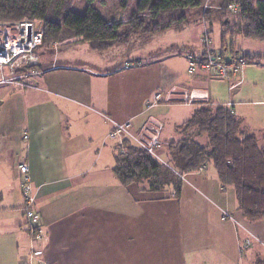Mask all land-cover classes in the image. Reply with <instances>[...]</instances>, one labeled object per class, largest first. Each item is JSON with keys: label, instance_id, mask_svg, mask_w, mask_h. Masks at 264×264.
Returning <instances> with one entry per match:
<instances>
[{"label": "crops", "instance_id": "1", "mask_svg": "<svg viewBox=\"0 0 264 264\" xmlns=\"http://www.w3.org/2000/svg\"><path fill=\"white\" fill-rule=\"evenodd\" d=\"M222 37L226 61L246 55L235 36L225 51ZM39 49L38 72L27 78L33 87L0 84V264H244L247 256L253 264L264 256V219L243 217L212 164L185 173L178 196L172 188L124 185L108 136L109 119L130 122L134 135L147 134L152 120L162 141L178 138L176 127L194 106L210 102L228 107L264 151V49L228 80L210 70L189 73L185 56L179 77L155 60L111 65L90 49L84 62L50 60ZM158 91L163 101L149 106ZM20 162L29 167L41 241L24 215Z\"/></svg>", "mask_w": 264, "mask_h": 264}, {"label": "trees", "instance_id": "2", "mask_svg": "<svg viewBox=\"0 0 264 264\" xmlns=\"http://www.w3.org/2000/svg\"><path fill=\"white\" fill-rule=\"evenodd\" d=\"M83 1L86 7L76 12L72 10L76 0H0V23L37 21L42 24L45 43L76 38L92 51L103 52L110 43L124 44L131 36L147 38L184 29L190 23L188 10L199 8L203 0H137L136 10L126 21L104 18L93 5L97 0ZM128 2L121 0V5ZM230 5L236 8L228 9L236 19L228 32L264 41V0H229L225 7ZM241 56L250 63L251 56ZM176 131L180 137L167 140L157 150L160 160L127 139L125 152L116 151L113 172L119 181L151 191L172 188L178 196L182 176L209 163L221 184L233 188L243 217L252 222L263 220L264 151L253 134L242 130L240 119L224 105L197 103ZM204 135L206 143L202 144L198 139ZM253 264H264V256H257Z\"/></svg>", "mask_w": 264, "mask_h": 264}, {"label": "rangeland", "instance_id": "3", "mask_svg": "<svg viewBox=\"0 0 264 264\" xmlns=\"http://www.w3.org/2000/svg\"><path fill=\"white\" fill-rule=\"evenodd\" d=\"M228 1L229 0H203L202 5L199 8L196 7L188 10L187 14L190 23L180 31L169 29L147 38H141L142 35L140 38H138V36H131L124 44L110 43V46L103 52H93L98 59L108 61L111 65L117 64V66L124 64L123 62L128 59L136 60L137 63L143 60H155L162 65L166 74L169 75L170 73H174L178 74L179 77H184L183 74L185 75V72L183 70L186 68V65L184 67L183 63L184 56L186 59L188 55L202 58L203 51H208L213 55L222 53L223 55H227L225 52H222V32H225L224 30L227 31L225 34L226 51L230 49L232 43L231 38L233 37L228 31H232V25L235 23L236 19L235 15H232L228 11L229 7H225ZM136 3L137 0H129L127 6H122L121 0H97L93 5L106 19L126 21L136 10ZM85 7L86 3L83 0H76V5L73 6L72 10L82 12ZM206 17H209V19L207 20ZM34 24L38 30L43 32L42 24L37 21L34 22ZM205 37H207L208 44L203 40ZM233 45L249 56H253L251 55L253 52L264 49V41L240 36L234 37ZM69 47H72V49ZM88 47L89 46L86 42L77 40L76 38H70L57 43H45L43 41L38 51L40 56L47 57L50 60H54L57 54H60L63 55V58H74L79 59L80 62H84L88 56L91 55V52H89L90 48ZM90 51L92 50L90 49ZM253 59L255 61L257 58L253 57ZM36 65L37 63L33 66L34 69L31 71L37 70ZM31 71L25 72L29 73ZM3 72L6 73V70L4 69ZM18 76L21 77V80H27L31 75L19 73ZM158 93L161 95V99L158 101H163V95L160 91H158ZM150 121L154 122L152 120ZM151 122L148 121L147 125H144L143 127L147 134L141 131L138 136L140 135V137L147 139L151 135L150 128H148L149 123ZM198 140L201 143H204L206 141V136L204 135ZM163 142L164 143L161 146H166L167 142ZM158 149L159 147L154 149L156 154H158ZM245 247L247 246L241 247V251ZM243 262L244 264H248V262H250L249 256L245 257Z\"/></svg>", "mask_w": 264, "mask_h": 264}, {"label": "built area", "instance_id": "4", "mask_svg": "<svg viewBox=\"0 0 264 264\" xmlns=\"http://www.w3.org/2000/svg\"><path fill=\"white\" fill-rule=\"evenodd\" d=\"M229 9L235 11L233 5ZM205 37L203 40L208 44ZM43 43V32L35 27L34 22L29 20H21L12 23H0V84L16 85L21 88L33 87L27 80H21L19 73L24 75H34L38 71L33 70V66L37 63L35 50ZM188 72L193 73L198 69L210 70L221 79L228 80L235 76L237 72L247 63L246 59L237 55L233 60L226 61L222 54L209 55L202 58H196L192 55L187 56ZM6 70V73L3 70ZM25 71H31L26 73ZM161 99L160 93H155L149 106L156 105ZM111 130L108 134L109 138L116 142L115 149L119 153L125 152V141L131 140L139 148L146 151L149 155L160 160L154 149L160 147L164 142L160 139L161 125L157 122L149 123L151 135L145 139L140 135L131 133V123L126 121L118 123L109 119ZM148 123V122H147ZM146 123V125H147ZM24 138H28L27 135ZM20 172L21 184L24 196V215L26 217L29 232L32 239L35 241L43 240V231L41 228L40 215L33 209L34 196L32 193L31 179L29 175V167L27 163L20 162L18 165ZM203 168V167H202ZM201 168V169H202ZM200 170V169H199ZM250 244L249 239H246L243 246ZM40 250L34 252L39 255Z\"/></svg>", "mask_w": 264, "mask_h": 264}]
</instances>
